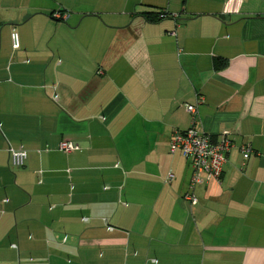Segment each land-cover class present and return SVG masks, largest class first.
I'll return each mask as SVG.
<instances>
[{
    "label": "crops",
    "instance_id": "0c3cea01",
    "mask_svg": "<svg viewBox=\"0 0 264 264\" xmlns=\"http://www.w3.org/2000/svg\"><path fill=\"white\" fill-rule=\"evenodd\" d=\"M0 207V264H264V0H0Z\"/></svg>",
    "mask_w": 264,
    "mask_h": 264
},
{
    "label": "built area",
    "instance_id": "2783aa9c",
    "mask_svg": "<svg viewBox=\"0 0 264 264\" xmlns=\"http://www.w3.org/2000/svg\"><path fill=\"white\" fill-rule=\"evenodd\" d=\"M162 15L167 16V14ZM54 16L58 19L64 17L60 12H56ZM11 40L14 48L20 46V37L16 30L12 31ZM186 107L189 112L195 113V105L187 104ZM234 147L235 143L229 136L214 139L210 134L197 129L195 126H191L185 130L178 129L174 131L170 150L172 152L180 150L189 161L192 170L190 186L193 189L199 184L221 180L229 153ZM78 148V145L68 140H63L60 143V149L65 152H71ZM241 151L243 152L244 158L247 159L252 151L251 145L248 143L242 145ZM9 154L13 166L22 167L25 165L28 157V152L25 148L11 147L9 148ZM173 176L170 173L169 179L173 178ZM185 198L193 204L198 202V198L193 192L187 193ZM109 228L113 229V226L110 225ZM13 246L15 247L16 245Z\"/></svg>",
    "mask_w": 264,
    "mask_h": 264
},
{
    "label": "trees",
    "instance_id": "16d2710c",
    "mask_svg": "<svg viewBox=\"0 0 264 264\" xmlns=\"http://www.w3.org/2000/svg\"><path fill=\"white\" fill-rule=\"evenodd\" d=\"M52 15H54V14H52Z\"/></svg>",
    "mask_w": 264,
    "mask_h": 264
}]
</instances>
